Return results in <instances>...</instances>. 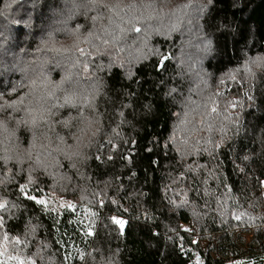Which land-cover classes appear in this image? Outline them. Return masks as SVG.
Here are the masks:
<instances>
[{
    "label": "trees",
    "instance_id": "16d2710c",
    "mask_svg": "<svg viewBox=\"0 0 264 264\" xmlns=\"http://www.w3.org/2000/svg\"><path fill=\"white\" fill-rule=\"evenodd\" d=\"M263 183L264 0H0V264H264Z\"/></svg>",
    "mask_w": 264,
    "mask_h": 264
},
{
    "label": "rangeland",
    "instance_id": "374dc122",
    "mask_svg": "<svg viewBox=\"0 0 264 264\" xmlns=\"http://www.w3.org/2000/svg\"><path fill=\"white\" fill-rule=\"evenodd\" d=\"M263 195H264V183H263ZM251 235L250 234H242L239 236L238 241V246L241 249V251H248L249 250V242L251 240ZM206 245V243H204Z\"/></svg>",
    "mask_w": 264,
    "mask_h": 264
}]
</instances>
